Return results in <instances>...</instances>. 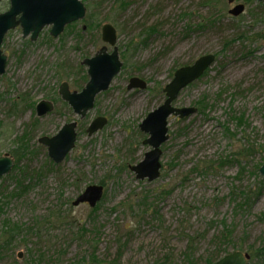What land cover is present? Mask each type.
<instances>
[{
	"label": "rangeland",
	"instance_id": "1",
	"mask_svg": "<svg viewBox=\"0 0 264 264\" xmlns=\"http://www.w3.org/2000/svg\"><path fill=\"white\" fill-rule=\"evenodd\" d=\"M81 1L92 22L56 38L47 26L36 41L17 27L2 43L0 156L16 163L25 134L27 149L0 178V264H208L254 250L263 253L248 264H264V2ZM237 4L245 12L234 17ZM9 7L1 0V12ZM105 24L117 30L123 66L81 119L59 87H85L82 61L106 45ZM210 53L215 63L174 102L197 112L168 118L160 177L137 180L131 167L152 149L140 124L164 103L175 72ZM132 77L147 88L129 90ZM42 100L55 109L39 118ZM98 117L107 123L89 136ZM71 122L75 147L55 164L39 139ZM90 186L104 187L101 201L75 205Z\"/></svg>",
	"mask_w": 264,
	"mask_h": 264
},
{
	"label": "water",
	"instance_id": "2",
	"mask_svg": "<svg viewBox=\"0 0 264 264\" xmlns=\"http://www.w3.org/2000/svg\"><path fill=\"white\" fill-rule=\"evenodd\" d=\"M10 7L7 11H0V75L6 71L7 56L2 51V43L6 34L21 27L23 36H30L31 41H36L40 32L47 26L51 27L53 37L60 36L68 25L85 19L87 9L81 0H9ZM264 2V0H256ZM233 5L236 0H227ZM1 3V0H0ZM245 12V5L237 4L230 11L234 17ZM102 41L106 44L93 57L85 58L82 65L87 67L89 77L85 87L80 91H71L70 85L63 82L59 87L61 99L68 103L73 112L84 119L87 113L94 108L96 97L106 92L114 78L121 72L123 63L117 46L118 33L111 24L102 27ZM109 47L112 48L110 52ZM216 56L212 53L197 59L192 65L179 68L172 81L164 88V103L155 111L148 114L140 124V130L148 134L144 141L152 149L145 154V158L138 165L132 166L137 180L150 182L161 175L162 164L160 162L161 146L168 139V118L171 115L179 118L189 117L197 112L194 107L177 108L174 102L180 93L191 84L200 80L205 72L212 67ZM148 83L139 77L129 80L128 89L144 90ZM55 109L54 103L42 100L36 105V113L39 118L46 116ZM107 123L103 117L96 118L87 128V133L92 136L101 130ZM77 122L65 124L53 137L44 136L39 139L40 144L47 147L48 155L55 164H60L75 147L77 140ZM15 165V160L8 155L0 156V178L9 174ZM260 174L264 177V164L260 168ZM104 195L103 186H90L77 199L75 205L89 203L95 207ZM249 255L242 251L229 253L214 264H248Z\"/></svg>",
	"mask_w": 264,
	"mask_h": 264
},
{
	"label": "trees",
	"instance_id": "3",
	"mask_svg": "<svg viewBox=\"0 0 264 264\" xmlns=\"http://www.w3.org/2000/svg\"><path fill=\"white\" fill-rule=\"evenodd\" d=\"M252 2H254L255 0H251ZM92 18H93V16H92V13H90L89 15H88V18L87 19H85V20H88L89 21V23H90V21L92 22ZM92 24V23H91ZM75 26H77V24H75L74 26H71V27H75ZM83 29V28H82ZM209 70V69H208ZM208 70L205 72V74L208 72ZM204 74V75H205ZM26 137H27V134H25V135H23L22 137H20V138H18V141L19 142H21V146L22 147H19L17 150H16V152H15V157H16V163H15V168L17 169L18 168V163H19V161H20V157L22 156V153H23V155L25 154V151H26V149H27V145H26V143H27V139H26ZM20 154V155H19ZM24 188H26V187H24ZM2 210V206H0V211ZM263 253V251H261V250H254V251H252V252H250V254H248L249 256H250V263L251 262H253V260L254 259H256V257H258L259 255H261ZM228 254V253H227ZM220 258H222V256H221V253H218L217 255L215 254V256L213 257V258H211V259H209L208 261H207V263L208 264H214V262H216L217 260H219ZM190 259V258H189ZM193 259V258H192ZM191 261V260H190ZM191 263V262H190ZM192 264V263H191Z\"/></svg>",
	"mask_w": 264,
	"mask_h": 264
},
{
	"label": "flooded vegetation",
	"instance_id": "4",
	"mask_svg": "<svg viewBox=\"0 0 264 264\" xmlns=\"http://www.w3.org/2000/svg\"><path fill=\"white\" fill-rule=\"evenodd\" d=\"M54 106H55V104H54Z\"/></svg>",
	"mask_w": 264,
	"mask_h": 264
}]
</instances>
